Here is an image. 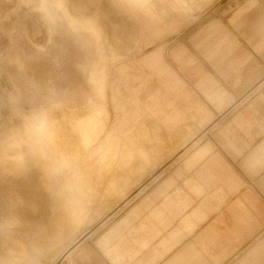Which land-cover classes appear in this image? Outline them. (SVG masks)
<instances>
[{"label": "crops", "instance_id": "0c3cea01", "mask_svg": "<svg viewBox=\"0 0 264 264\" xmlns=\"http://www.w3.org/2000/svg\"><path fill=\"white\" fill-rule=\"evenodd\" d=\"M198 2L172 0L168 9H154L149 0V10L135 15L143 12L158 23L169 15L175 26L189 18ZM212 13L195 39L192 34L184 45L170 48L167 57L165 44L142 59L121 52H116L120 58L109 56L106 95L110 87L117 115L123 104L119 84L109 82L111 64H118V76L126 85L131 80L152 83L145 89L150 99L145 109L156 128H168L158 150H177L168 172L143 182L62 250L39 241L47 239L52 225L60 230V216L48 226L31 228L35 220L30 215L41 207L33 201L39 199L38 192L31 191L29 205H12V218L0 222V228L7 227L0 240L15 245L0 253V264H264V0H221ZM171 28L155 24L145 45L164 38ZM98 100L89 104L92 114L105 111ZM135 106L140 109L138 102ZM107 109L110 114L108 98ZM100 130L105 132L104 123ZM129 138L134 142L122 137L106 141V152L99 155L105 160L100 158L86 174L110 163L111 153L117 156L119 150L123 164L136 175L156 166L158 158L151 162L137 136ZM59 177L52 179L58 207L53 215L60 207L69 210L76 230L79 213L81 229L98 217L82 215L95 207V199L84 200L86 191L80 187L60 204L65 191L60 192ZM126 192L116 193L123 198Z\"/></svg>", "mask_w": 264, "mask_h": 264}, {"label": "rangeland", "instance_id": "374dc122", "mask_svg": "<svg viewBox=\"0 0 264 264\" xmlns=\"http://www.w3.org/2000/svg\"><path fill=\"white\" fill-rule=\"evenodd\" d=\"M50 1L54 3L55 0ZM170 1L151 0V8L168 9ZM198 1L197 4H200L191 11L189 18L174 26L169 15L158 23L143 12L133 14L132 9L135 12L143 9L130 0H65L68 13L56 12L58 25L52 33L48 24L38 16L33 0H0V179L3 182L0 188V222L12 218L8 216L12 205L27 207L32 200L27 198L30 192H38L39 199L33 201L41 207L36 214L30 215L35 220L31 228H39L44 223L48 226L51 218L60 216V230L52 225L47 239L44 236L39 241L42 245L47 241V246L53 249L55 246H60V250L66 249L72 241L103 221L106 213L143 182L168 172V161L177 150L174 153L167 149L162 153L158 150V145L164 143L168 128H156L152 115L145 109L150 101L145 89L152 83L131 80L126 85L125 79L118 76V64H111L113 74L109 76V82L119 84L123 104V110H119L117 115L110 87L106 95L109 56L120 58L116 52H121L130 53V59H142L165 44L167 57L170 48L184 45L187 38L191 40L192 34L195 39L207 25L206 15L213 14V9L221 0L209 4L206 0ZM155 24H162L166 30L172 28L164 38H156L152 44L145 45L149 42L148 37L152 38ZM98 36L100 40H97ZM18 56L27 63L25 72L11 62ZM80 63L86 64L80 66ZM8 73L13 75L14 83L22 91L19 104H12V108L8 96L18 91L9 80ZM57 95L65 97L63 103L54 102ZM98 99L105 110L98 113L99 124L102 126L104 123L105 132L102 134L97 126H92L89 139L92 137L93 141L83 142L81 134L75 129L76 121L80 116L92 121L95 114H92L93 108L89 104ZM137 102L140 109L135 106ZM64 105L70 107H66L68 112ZM139 132L142 134H137ZM132 134L147 149L151 162L158 158L156 166H146L143 174L136 175L134 169L123 164L124 153L119 150L117 156L112 153L110 163L97 166L90 176L80 173L73 181L70 180L78 169L84 172L87 165L96 164L102 158L100 150L106 141L122 137L123 142L133 143V137L127 139ZM75 146L83 153L77 160L71 155ZM60 147L65 154V164L58 171L55 162L59 161ZM3 151L7 155L1 154ZM44 162L51 164V169L45 168ZM55 175H60V188L69 180L70 188L60 196V204L78 194L80 187L86 191L84 200L93 196L95 207L82 213L98 215L93 222L75 230L69 210L60 207V210L54 211L60 213L53 215L54 208H58L54 195L57 184L52 181ZM123 189L127 192L119 198L116 192ZM3 233H7V227L0 228V239L5 237ZM8 246L15 247L10 240L6 244L0 240V253Z\"/></svg>", "mask_w": 264, "mask_h": 264}, {"label": "bare ground", "instance_id": "6f19581e", "mask_svg": "<svg viewBox=\"0 0 264 264\" xmlns=\"http://www.w3.org/2000/svg\"><path fill=\"white\" fill-rule=\"evenodd\" d=\"M20 1H23V0H20ZM34 2V9L37 11L38 13V16L45 22L48 24L51 32L53 33L55 31V26L58 25V21H57V17H56V12H58L59 14H61L59 11L61 10L62 12H66L68 13L67 9H66V6H65V0H55L54 3H52L50 0H33ZM130 2H137L140 7L143 9V10H149V8H147L146 4H148L149 0H130ZM128 6H129V3H128ZM130 8V7H129ZM132 9V8H131ZM132 11L134 12L133 14H135V10L132 9ZM131 11V12H132ZM153 13V12H152ZM155 14V13H154ZM152 16V15H151ZM62 18V15H60V19ZM71 18V17H70ZM55 27V28H54ZM96 27V26H95ZM91 31V30H90ZM93 33V31H91ZM101 37H97V40H100ZM105 59V58H104ZM20 68L23 67V65L20 63L19 64ZM99 86V85H98ZM97 86V87H98ZM14 97H12V101L13 102H17L18 99H19V92H16L15 95H13ZM99 101V100H98ZM101 102H98L97 104L99 105ZM17 104V103H16ZM65 107V111L68 112L69 110L67 108H70L69 106H66L64 105ZM100 106V105H99ZM99 106L96 108V111H98V108ZM67 107V108H66ZM96 107V106H94ZM53 109V108H51ZM95 112V111H94ZM90 113V112H89ZM97 113V112H96ZM85 114V113H84ZM98 113L95 114L93 116V120L92 121H89L87 120V118H83L82 116H80L77 121H76V130H78V132L81 134L82 136V141L83 142H90L91 139H89V133H90V127L92 126H97L98 129H101L102 126L99 124V122L101 123V120H99L98 118ZM76 116V115H75ZM78 117V116H77ZM92 118V117H91ZM47 128V127H46ZM99 135V133H98ZM93 136V135H92ZM100 136V135H99ZM94 138V137H93ZM93 141V139H92ZM98 141V140H97ZM92 145V144H91ZM105 146V145H104ZM116 146V145H115ZM1 147V146H0ZM82 147V146H81ZM102 151L101 152V155L103 156L105 154L106 151H104V147H102ZM1 149V148H0ZM112 150H114L112 147H111ZM61 147H60V162L58 161L57 163L55 162V165L57 166V168L59 169L61 167V165L65 164V160L63 159L65 157V154L61 152ZM110 150V151H112ZM110 151H108L110 153ZM30 152V151H28ZM85 152V151H84ZM126 153V152H125ZM3 155H7V153H5L4 151L1 153ZM112 154V153H111ZM72 157L74 159L77 160V158H79V156H82L83 153L80 151V148L75 146L72 153H71ZM108 158H109V154L107 155ZM106 157V156H105ZM99 160V159H98ZM102 161V160H101ZM104 161V160H103ZM102 161V162H103ZM111 160H109L110 162ZM106 162V161H105ZM108 163V162H107ZM148 163V162H147ZM51 165V164H50ZM50 165H47L46 168H49L51 169V167H49ZM92 169V167H90L89 165L86 166V168L84 169V174L90 172ZM80 169H78L77 172H75V176L71 177L70 180L73 181L75 179V177L78 176V174H80ZM89 174V173H88ZM139 174V173H138ZM52 179V178H51ZM69 181V180H68ZM66 181V183L64 184V186H62L60 188V192L62 191H65L67 190V188H70L69 186V182ZM78 196V195H77ZM90 199V198H89ZM86 208V207H85ZM86 212H87V209H86ZM86 219V218H85ZM75 220H76V224H77V227H81L82 226V216L79 215H76L75 217ZM16 223V222H15ZM18 224V223H17ZM3 225H6V224H3ZM9 225V224H8ZM73 247H71L70 249H72ZM69 249V250H70ZM68 250V251H69ZM67 251V252H68Z\"/></svg>", "mask_w": 264, "mask_h": 264}, {"label": "flooded vegetation", "instance_id": "af4514ba", "mask_svg": "<svg viewBox=\"0 0 264 264\" xmlns=\"http://www.w3.org/2000/svg\"><path fill=\"white\" fill-rule=\"evenodd\" d=\"M55 35H53V37H54ZM51 44V43H50ZM40 51V50H39ZM43 51H45V49L43 50ZM42 51V52H43ZM11 62H14V63H16L17 64V66L20 68V66H19V64L21 63L22 65H23V67L22 68H20L21 70H23V72H25L26 71V69H27V63H26V61L25 60H23L21 57H16V58H14V59H11ZM82 64H86V63H80V66L82 65ZM9 75H10V78H9V80L12 82V84L13 85H15L16 86V84L14 83V77H13V75L12 74H10V73H8ZM38 87V86H37ZM16 89H17V91L19 92V99H18V101H17V104H19V102H20V99H21V96H22V91H21V89L19 88V87H17L16 86ZM54 91V90H53ZM9 97V102H10V105H11V108H12V104H16L15 102H13L12 101V97H14L12 94L10 95V96H8ZM54 97V96H53ZM65 99V97H61V98H59L56 102L57 103H59L60 104V102L61 103H63V100ZM55 102V101H54ZM16 104V105H17ZM2 186H3V182L1 181V179H0V188H2ZM2 195H3V189H2Z\"/></svg>", "mask_w": 264, "mask_h": 264}, {"label": "built area", "instance_id": "2783aa9c", "mask_svg": "<svg viewBox=\"0 0 264 264\" xmlns=\"http://www.w3.org/2000/svg\"><path fill=\"white\" fill-rule=\"evenodd\" d=\"M72 264V263H71Z\"/></svg>", "mask_w": 264, "mask_h": 264}]
</instances>
